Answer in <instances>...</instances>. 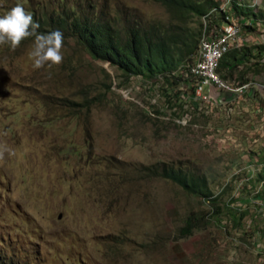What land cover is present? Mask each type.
<instances>
[{
	"label": "rangeland",
	"instance_id": "obj_1",
	"mask_svg": "<svg viewBox=\"0 0 264 264\" xmlns=\"http://www.w3.org/2000/svg\"><path fill=\"white\" fill-rule=\"evenodd\" d=\"M1 1L0 12L10 3ZM112 4L170 16L152 0ZM189 25L199 39L215 30L198 16ZM242 38L264 43V26L242 28ZM33 49L31 41L0 53L4 256L15 264H264V57L221 74L246 85L237 96L221 89L229 101L188 98L185 86L193 103L178 117L161 86L140 77L117 86L120 70L74 42L62 64L42 69ZM160 162L204 172L215 200L143 174ZM190 213L203 216L201 228L182 236Z\"/></svg>",
	"mask_w": 264,
	"mask_h": 264
},
{
	"label": "trees",
	"instance_id": "obj_2",
	"mask_svg": "<svg viewBox=\"0 0 264 264\" xmlns=\"http://www.w3.org/2000/svg\"><path fill=\"white\" fill-rule=\"evenodd\" d=\"M9 1L0 16L17 4L22 5L39 23L40 33L59 29L64 34V45L74 42L93 58L117 67L123 78L117 86L129 85L132 77H140L158 89L161 86L171 114L178 117L181 116L178 110L184 113L185 107L193 103V100L183 99L182 94L186 93L183 88L191 86L188 98H196L195 87L199 81L197 76L186 74L198 59L201 39L189 25L191 18L202 17L216 28L230 13L241 20L244 29H256L259 24L264 26V11L249 7L245 0H229L227 11H223L216 0H152L166 7L170 15L167 20L149 19L125 5H113L112 0ZM31 41L34 38L25 39L19 47ZM5 47L11 49L8 44L0 45V53ZM255 56L264 57V43L233 48L222 58L218 72L227 78L236 66L251 63ZM108 87L111 88L112 83ZM143 174L171 180L191 195L208 198L210 202L215 200L207 175L187 165L150 164ZM259 176L264 179L263 172ZM202 219L203 216L190 213L181 227L182 236L200 229ZM0 264H15V261L12 256L8 259L0 252Z\"/></svg>",
	"mask_w": 264,
	"mask_h": 264
},
{
	"label": "built area",
	"instance_id": "obj_3",
	"mask_svg": "<svg viewBox=\"0 0 264 264\" xmlns=\"http://www.w3.org/2000/svg\"><path fill=\"white\" fill-rule=\"evenodd\" d=\"M226 4L227 7H221L223 11L230 8L229 0ZM242 28L241 20L228 13L226 20L220 27H216L212 32L202 34L198 59L186 70V74H193L199 78L195 87L196 97L199 99L218 102L213 89L218 92L224 89L235 96L244 91L245 84L231 86L222 79L218 72V67L224 55L231 49L240 48L244 45Z\"/></svg>",
	"mask_w": 264,
	"mask_h": 264
},
{
	"label": "clouds",
	"instance_id": "obj_4",
	"mask_svg": "<svg viewBox=\"0 0 264 264\" xmlns=\"http://www.w3.org/2000/svg\"><path fill=\"white\" fill-rule=\"evenodd\" d=\"M249 7L264 11V0H245ZM40 25L34 20L33 15L17 4L5 15L0 16V45L8 44L12 50L20 46L22 41L34 38V49L31 55L34 67L42 69L45 66L60 65L64 60V34L56 29L49 33H40ZM4 152L0 151V159Z\"/></svg>",
	"mask_w": 264,
	"mask_h": 264
},
{
	"label": "crops",
	"instance_id": "obj_5",
	"mask_svg": "<svg viewBox=\"0 0 264 264\" xmlns=\"http://www.w3.org/2000/svg\"><path fill=\"white\" fill-rule=\"evenodd\" d=\"M213 91L216 93V95H219V93H220V92H218V91H215L214 89H213ZM215 93H214V94H215ZM232 98H233V96L231 97V99H232ZM231 99H229V98L227 99V98L223 97V95H219V96H218V101H220V102H223V101H229V100H231ZM263 180H264V179H263ZM263 182H264V181H263Z\"/></svg>",
	"mask_w": 264,
	"mask_h": 264
}]
</instances>
